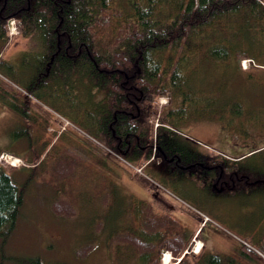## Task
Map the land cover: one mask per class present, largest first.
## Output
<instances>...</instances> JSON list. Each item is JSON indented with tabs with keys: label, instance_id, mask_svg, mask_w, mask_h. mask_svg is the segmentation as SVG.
<instances>
[{
	"label": "trees",
	"instance_id": "1",
	"mask_svg": "<svg viewBox=\"0 0 264 264\" xmlns=\"http://www.w3.org/2000/svg\"><path fill=\"white\" fill-rule=\"evenodd\" d=\"M11 18L17 20L19 33L37 45L39 54L35 62L27 60L22 73L0 57V95L10 109L49 130L54 125L46 121L45 114H50L35 98L48 100L51 85L61 80L77 92L57 100L76 106L80 118L75 119L90 133L72 118L66 130L54 132L60 135L70 127H80L81 136L75 143L90 146L87 154L93 149L104 159L109 152L126 169H142L141 173L148 169L146 182H155L166 191L178 178L212 185L224 195L264 198L262 117L244 114L241 101L233 95L220 105L198 85L200 69L206 63L224 67L226 82L231 79L227 72L234 75L250 70L243 68L242 61L254 62L256 57L245 45L252 42L248 39L252 32L264 36V0H0L2 40L8 38ZM230 57L233 62L227 63ZM224 62L226 65H221ZM256 65L260 64L252 63L251 69ZM222 92L225 95V87ZM162 98L168 103L161 104ZM223 116L231 140L250 143L247 153L227 155L192 142L177 130L192 117L214 120ZM3 152L0 150V156ZM39 159L36 155L29 163L35 165ZM84 163L83 158L64 149L52 174L56 181L68 180ZM14 168L0 162L2 251L16 229L28 186V182L15 180ZM109 186L107 181V195H115L113 184L111 189ZM62 194L52 210L56 216L73 219L78 210ZM131 199L134 203L128 209L133 212L134 224L129 231L114 234L109 246L120 242L131 246L142 255L144 264H161L163 251L180 257L194 233L186 238L179 219L170 210L157 212L151 196ZM243 241L241 253L264 264V234L251 244L247 238ZM92 250V245H86L76 255L83 259ZM206 250L204 244L194 259L185 255L181 264H200ZM18 262L44 264L39 257ZM207 262L226 261L211 255Z\"/></svg>",
	"mask_w": 264,
	"mask_h": 264
},
{
	"label": "rangeland",
	"instance_id": "2",
	"mask_svg": "<svg viewBox=\"0 0 264 264\" xmlns=\"http://www.w3.org/2000/svg\"><path fill=\"white\" fill-rule=\"evenodd\" d=\"M12 23L14 26L10 22L9 31L17 28L15 20ZM248 37L252 42H248L245 49L256 57L255 64L260 65L253 69L248 66L250 70L247 69L243 74L232 75V71L227 72L231 74V79L226 82L223 79L224 67H211L206 63L203 70L200 69L198 85L220 105L233 95L234 99L241 101L239 107L244 114L252 113L262 117L264 129V36L252 32ZM8 42L9 39L2 41L0 38V51L4 52L5 60L12 63L16 72L24 70L27 60L31 61L30 64L35 62L39 49L29 38L19 35ZM230 42L237 46L236 40ZM28 51L30 52L26 54ZM232 62L233 58L230 57L227 63ZM221 65H226V62ZM224 87L225 95L222 92ZM75 90L71 86L66 88L60 80L51 85L48 100L35 98L50 114H45L48 119L46 121L53 122L54 125L49 129L58 130L60 126L55 115L60 114L74 119L77 125L90 133V130L75 119L80 118L79 113L75 112L76 106L72 107L71 102L56 98L73 95ZM168 101L164 98L161 100L163 104ZM76 105L79 103L76 102ZM59 108L63 110L60 111ZM90 110L96 113L93 109ZM190 119V122L181 125L177 130L192 142L231 156H240L249 151L250 143L235 144L231 140L225 116L214 120L197 117ZM80 127H70L57 135L54 130H46L45 125H39V122L26 119L21 113L10 109L0 95V150L20 159L21 162H17L11 172L17 182H28L16 229L7 241L4 251L1 250L0 241V264H20V258L31 257L41 258L44 264H144L142 255L131 246L121 242L111 247L109 245L114 234L129 231L134 224L133 212H129L128 207L134 203L131 199L133 196H141L140 188L144 191L139 184L147 183L145 178L148 176V169L138 174L136 170L126 169L116 163L109 152L104 159L93 149H90L92 153L87 154L86 150L90 146L75 143L81 136ZM64 149L77 154L85 163L73 177L56 181L52 169L63 155ZM36 155L40 156L39 162L31 165L29 161ZM0 162L11 166L1 157ZM132 179L136 182L135 188L131 186ZM176 180L167 188L175 209L172 213L179 218L186 238L194 233L190 244L195 238L201 241V245H207L201 264H208L207 259L211 255L222 257L225 264H258L244 256L240 249L246 238L251 244L255 237L259 238L264 234V198L253 194L224 195L214 186H208L201 181ZM107 181L110 189L113 184L115 197L107 195ZM59 193H64L62 196H68L76 205L78 215L75 218L67 219L54 214L52 204ZM205 217H208L206 221ZM130 222L131 225L126 227ZM199 228L201 233L195 237ZM86 245H92L93 250L85 258H78L76 251ZM194 246L193 242L191 249ZM111 249H114V254ZM3 254L6 257L4 260Z\"/></svg>",
	"mask_w": 264,
	"mask_h": 264
},
{
	"label": "flooded vegetation",
	"instance_id": "3",
	"mask_svg": "<svg viewBox=\"0 0 264 264\" xmlns=\"http://www.w3.org/2000/svg\"><path fill=\"white\" fill-rule=\"evenodd\" d=\"M142 184V187L144 188V191L142 190V194L144 195L143 197H147V195H150L151 198L154 199V203L156 205V207H158L156 210L157 212H164L166 210H169L170 208L173 207V205L171 204L170 202V196H169V193L165 190V188L161 187L160 185H155V182L153 183H141ZM138 199H141V200H144V198H138ZM138 206H140V202L137 203ZM137 206V207H138ZM166 213V212H165ZM131 225V222L129 225H126V227L130 226ZM190 247V246H188ZM196 256L194 255H188V259L191 260V259H194ZM204 255L202 257H200V264H201V260H203ZM181 264V263H180Z\"/></svg>",
	"mask_w": 264,
	"mask_h": 264
},
{
	"label": "crops",
	"instance_id": "4",
	"mask_svg": "<svg viewBox=\"0 0 264 264\" xmlns=\"http://www.w3.org/2000/svg\"><path fill=\"white\" fill-rule=\"evenodd\" d=\"M14 38H15V37H14ZM2 41H3V40H2ZM30 51H31V50H30ZM30 51H28V53H29ZM28 53H26V54H28ZM10 64H12V63H10ZM23 71H24V70H23ZM19 73H22V72H19ZM75 89H76V88H75ZM76 92H77V89L74 91V94H75ZM106 180H107V179H106ZM109 180H110V179H109ZM109 180H108V181H109ZM131 184H132L131 186H132L133 188H135L136 182H135L134 179L131 180ZM140 186L142 187V184H141V183L139 184V187H140ZM108 192H109V191H108ZM140 193H141V196H140V197H137V196H136V198H142V199H143V198H144V197H143L144 195L142 194V189H141V188H140ZM109 195H110V194H108V196H109ZM147 196H150V195H147ZM111 197H115V195H113V196H111ZM75 206H76V205H75ZM85 206L87 207L88 205L86 204ZM76 208H77V207H76ZM84 208H85V207H84ZM174 210H175L174 207L170 208V211H171V212H173ZM173 215H174V214H173ZM178 219H179V218H178ZM105 224H106V223H105ZM106 225H107V224H106ZM109 227H110V226H109ZM107 228H108V225H107ZM185 229H186V228H185Z\"/></svg>",
	"mask_w": 264,
	"mask_h": 264
},
{
	"label": "bare ground",
	"instance_id": "5",
	"mask_svg": "<svg viewBox=\"0 0 264 264\" xmlns=\"http://www.w3.org/2000/svg\"><path fill=\"white\" fill-rule=\"evenodd\" d=\"M15 20V19H14ZM14 20L13 19H11V20H9V23L11 22V26H14V23H12V21L14 22ZM16 22V21H15ZM16 25V27H17V23H15ZM10 28V27H9ZM16 158V157H15ZM15 158H12V157H8V158H6V161L7 162H9V163H12V164H18L19 163V161L17 160V159H15ZM18 162V163H17ZM168 260V259H167Z\"/></svg>",
	"mask_w": 264,
	"mask_h": 264
},
{
	"label": "built area",
	"instance_id": "6",
	"mask_svg": "<svg viewBox=\"0 0 264 264\" xmlns=\"http://www.w3.org/2000/svg\"><path fill=\"white\" fill-rule=\"evenodd\" d=\"M243 65H244V67H248L249 65H250V60H245V61H243ZM5 158H8V157H5ZM19 161V160H18ZM20 162V161H19ZM169 264H171V263H169Z\"/></svg>",
	"mask_w": 264,
	"mask_h": 264
}]
</instances>
